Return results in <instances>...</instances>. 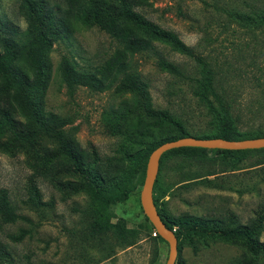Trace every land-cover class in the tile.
I'll return each mask as SVG.
<instances>
[{
  "label": "rangeland",
  "instance_id": "rangeland-1",
  "mask_svg": "<svg viewBox=\"0 0 264 264\" xmlns=\"http://www.w3.org/2000/svg\"><path fill=\"white\" fill-rule=\"evenodd\" d=\"M47 1L68 9L61 0ZM130 2L133 12L176 34L196 56L162 43L130 56L107 33L82 25L80 11L66 18L60 14L64 23L54 19L62 38L53 37L52 48L40 58L43 77L33 101L39 118L52 115L64 125L54 126L49 135L41 133L33 147L18 148L12 155L0 152V195L5 194L16 213L14 223L0 218V243L13 258L0 264H165L168 245L154 235L142 210L144 176L133 177L131 161L169 136L168 127L142 125L151 112H168L190 136L215 135L216 118L196 94L200 71L212 77L239 131L264 132V0ZM29 12L26 0H0V19L18 33L28 28ZM120 28L124 36H142L129 24ZM32 32L30 40L37 30ZM162 60L181 68L185 77L163 71ZM67 62L109 86L68 90L61 78ZM122 62L130 63L143 96L122 90L124 75L117 73ZM57 132L99 176L105 190L128 188L127 198L99 203L85 192H74L82 180L71 173L72 162ZM171 134L177 136L175 130ZM154 195L160 215L173 230L183 222L205 225L210 232L246 227L254 244L264 246V151L167 155ZM94 209L109 223L120 222L131 230L134 244L125 249L113 233L91 236ZM20 230L29 234L13 242L10 236ZM176 264H264V251L254 254L243 240H224L217 234L192 235L180 240Z\"/></svg>",
  "mask_w": 264,
  "mask_h": 264
},
{
  "label": "trees",
  "instance_id": "trees-1",
  "mask_svg": "<svg viewBox=\"0 0 264 264\" xmlns=\"http://www.w3.org/2000/svg\"><path fill=\"white\" fill-rule=\"evenodd\" d=\"M61 1L66 4L68 9L63 10L59 6L60 4L52 6L47 0H26L30 8L29 26L22 33L16 32L13 28H8L5 22L0 19V152L2 153L12 155L18 148L33 147L41 139V133L49 135L50 132L54 131V126L62 127L64 125V122H59V118L52 115L47 119L39 118L34 109L33 101L43 77L40 58L42 54L52 48L53 37L62 38L60 28L54 21L57 17L64 23V18L69 17L74 11H80L82 25L95 27L107 33L116 42L121 43L122 51L130 56L140 52L152 51L153 43L165 44L173 51L188 57L196 56L194 48L185 45L176 34L158 29L151 22L133 12L130 0H85L83 3H80V0ZM60 14L65 17L62 19ZM233 15L231 14V16ZM126 24L139 31L142 36L138 37L135 34L131 37L124 36V30L122 31L120 27ZM32 30H37V33L35 38L30 40V36L34 34ZM130 33L133 32L128 30L129 35ZM126 37H128L127 40H124ZM160 67L171 75L185 77L183 70L173 63L162 60ZM117 73L124 75V80L121 83L122 90L144 95V87L135 73L131 72L129 62L118 64ZM61 78L70 91L77 85L98 87L99 90L109 86V84L104 86L94 73L80 71L76 68V64L70 62L65 63L62 67ZM196 83L198 84L196 94L211 109L210 111L217 121V128L215 135L211 137L194 138H221L229 141L264 138V132L261 131L242 132L238 130L233 118L229 115L228 108L224 106L223 96L214 88L213 79L207 71H200V78L196 79ZM209 96L214 99L215 106L212 104L213 101H210ZM141 123L143 126L152 123L154 126L168 127L170 133L166 138L152 144L139 158L131 161L133 177L138 174L145 177L149 155L160 145L180 138L193 137L187 134V130L180 121L166 111L151 112L148 114V119L141 121ZM173 130L177 132V136H172L171 131ZM55 137L61 149L72 162L71 173L82 180L81 184L73 189L74 192H85L90 199L99 203L122 202L127 198L130 192L128 188L119 191L105 190L99 176L91 172L79 156L68 149L61 132H57ZM205 151L206 149L188 147L173 149L163 154L160 164L170 154L203 153ZM218 151L230 152L227 150ZM250 151H264V149L238 152ZM157 179L158 175L153 188V201L159 213L157 197L154 195ZM91 217L92 220L88 228L91 236L100 233L106 236L113 233L120 238L125 249L134 244L133 232L126 229L120 222L109 223L107 216L96 209L92 210ZM160 217L166 227L174 232L177 248L183 237L192 235L215 236L217 234L224 240H243L247 248L254 254L261 252V250L264 251V246L254 244L246 227L210 232L205 225L196 222H183L176 230H173L161 215ZM0 218L3 223L16 221L15 208L10 205L3 192L0 195ZM27 234L29 233L20 230L18 234L10 236V239L13 242H20ZM156 237L161 239L157 234ZM12 259V256L5 250V246L0 243V261L10 263Z\"/></svg>",
  "mask_w": 264,
  "mask_h": 264
},
{
  "label": "water",
  "instance_id": "water-1",
  "mask_svg": "<svg viewBox=\"0 0 264 264\" xmlns=\"http://www.w3.org/2000/svg\"><path fill=\"white\" fill-rule=\"evenodd\" d=\"M186 147L227 151L260 150L264 149V138L229 141L221 138L198 139L185 137L166 142L151 152L146 164L145 177L140 193V204L156 234L168 245V257L165 264H175L176 262L177 239L174 232L169 230L161 220L154 205L153 188L159 171L160 159L163 154L173 149Z\"/></svg>",
  "mask_w": 264,
  "mask_h": 264
},
{
  "label": "built area",
  "instance_id": "built-area-1",
  "mask_svg": "<svg viewBox=\"0 0 264 264\" xmlns=\"http://www.w3.org/2000/svg\"><path fill=\"white\" fill-rule=\"evenodd\" d=\"M154 235H156V233Z\"/></svg>",
  "mask_w": 264,
  "mask_h": 264
}]
</instances>
